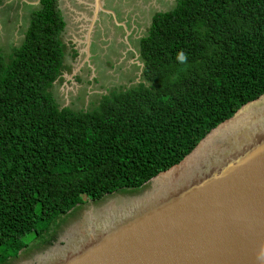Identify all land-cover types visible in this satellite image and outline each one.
<instances>
[{"label": "trees", "instance_id": "1", "mask_svg": "<svg viewBox=\"0 0 264 264\" xmlns=\"http://www.w3.org/2000/svg\"><path fill=\"white\" fill-rule=\"evenodd\" d=\"M57 0H40L18 46L0 51V264L34 233L46 246L73 208L136 190L264 93V0H175L139 40L140 82L88 110L52 88L77 57Z\"/></svg>", "mask_w": 264, "mask_h": 264}, {"label": "water", "instance_id": "2", "mask_svg": "<svg viewBox=\"0 0 264 264\" xmlns=\"http://www.w3.org/2000/svg\"><path fill=\"white\" fill-rule=\"evenodd\" d=\"M100 12H93L90 26ZM85 38L89 49L90 34ZM142 69L143 62L140 74ZM262 97L242 105L179 163L151 178L147 191L118 198L127 204L116 208L104 209L108 201L84 211L54 243L17 264H264V120L212 141ZM182 165L172 183L159 182Z\"/></svg>", "mask_w": 264, "mask_h": 264}, {"label": "rangeland", "instance_id": "3", "mask_svg": "<svg viewBox=\"0 0 264 264\" xmlns=\"http://www.w3.org/2000/svg\"><path fill=\"white\" fill-rule=\"evenodd\" d=\"M113 1L101 0L99 12L102 11L90 26L89 49L86 42L77 41L78 38L86 41L85 26L82 27L83 30L80 29V34L77 33V40L72 37V33L77 32L73 25L67 31L68 35L64 33V41L67 42L68 38L74 40V43H77L75 45L79 46L77 54L81 53L75 60L69 57V53L66 54L65 61L72 64V71L70 74H64L63 82L55 83L52 88L53 96L60 108L88 110L109 89L136 86L140 82L142 64L139 40L146 35V29L155 12L168 11L175 6V0H116L115 4L110 3ZM21 6L22 2L0 0V51L5 55L10 53L12 46L21 44L30 21V9L24 4L25 9L23 8V12L20 13L18 7ZM124 9H133L134 21ZM91 17L87 16L88 20L92 19ZM88 20L82 23L89 27ZM149 188L150 183H147L136 190L124 189L107 194L100 200L88 199L63 216L53 227L52 233L57 240L80 222L84 211L117 198L140 195ZM23 240L29 245L19 252L18 258H14L11 264L30 260L47 248L44 242L38 241L39 237L34 233L26 234Z\"/></svg>", "mask_w": 264, "mask_h": 264}, {"label": "bare ground", "instance_id": "4", "mask_svg": "<svg viewBox=\"0 0 264 264\" xmlns=\"http://www.w3.org/2000/svg\"><path fill=\"white\" fill-rule=\"evenodd\" d=\"M97 2H98V0H97ZM97 6H99V3ZM84 17L88 20V18L85 14H84ZM91 18L93 19V17H91ZM87 31L90 34V25L87 28ZM88 32H87L86 36L89 35ZM88 40H89L88 38H86V41L78 38V41L80 43L81 42H87ZM262 120H264V97H262L257 102H254V103L248 105L247 107H245L234 120L230 121L228 124H226L222 128H220L218 130L217 134L213 136L212 141L216 140L219 142V141H225L227 139H231L237 133L240 134L241 129H244L245 131L249 130L250 125H252V123L254 121H257L259 123ZM247 136H248V134H247ZM236 139H237V137H236ZM184 165H182L181 168H179L178 170L175 169V170L171 171L170 173L165 174L163 177H161L159 179V182L161 184L169 183V182L172 183L173 179H175V175L176 174L179 175V173L182 171V169H184L183 168ZM123 200L124 199H118V198L115 200H112L104 206V209H110V208H114V207L116 208L117 206L127 204ZM92 213H94V209H91L90 211L87 212V214H92ZM89 217L92 218L93 220H96L92 216H89ZM89 222H91V219H89L86 222V225H88Z\"/></svg>", "mask_w": 264, "mask_h": 264}, {"label": "crops", "instance_id": "5", "mask_svg": "<svg viewBox=\"0 0 264 264\" xmlns=\"http://www.w3.org/2000/svg\"><path fill=\"white\" fill-rule=\"evenodd\" d=\"M8 1L22 2L23 6L18 7V11L20 10L19 11L20 13L23 12V8L25 6H27L30 9V13H29L30 15L32 14V12L37 10V6L36 5L38 4V0H8ZM115 2H116V0H114L113 2H110V3H114L115 4ZM24 4H25V6H24ZM32 4H35V8L34 9L30 8V6ZM95 4H96L95 0H93V1L92 0H57L58 8L60 9L61 14H62V16H63V18L65 20V24H66L65 32H66L67 35H68L67 31H69L70 28L73 25V27L77 30V32L75 31L74 33H72L74 35V36L72 35V37L74 39L76 38V40H77L76 35H77L78 32H80V27H81L82 22H83L82 20L85 18L84 14L86 16H92L94 11L97 12V11H99V8H101V6H99L98 8L97 7L95 8L94 7ZM116 6H117V4H116ZM124 11L129 13L130 17L132 18V21L135 20V18H134L135 17V13H133V9H127V10L124 9ZM70 22H71V25H70ZM131 29H132V27H131ZM132 30H134V29H132ZM69 40H70V42L72 41V43L74 44V42H75L74 40H71V39L68 38L67 42H69ZM93 41L94 40H92V42ZM78 47H77V45H75V47L73 49L77 51ZM78 56H80V55L78 54ZM67 64H70L72 66L71 63H67Z\"/></svg>", "mask_w": 264, "mask_h": 264}, {"label": "flooded vegetation", "instance_id": "6", "mask_svg": "<svg viewBox=\"0 0 264 264\" xmlns=\"http://www.w3.org/2000/svg\"><path fill=\"white\" fill-rule=\"evenodd\" d=\"M93 1V0H92ZM36 6H39L40 7V0H38V4L36 5ZM34 7H35V4H32L31 6H30V8L31 9H34ZM39 9V8H38ZM36 11V10H35ZM93 15V14H92ZM99 16V15H98ZM31 17V16H30ZM93 17V16H92ZM83 22H85L86 21V19H83L82 20ZM89 21V24H91L90 22H91V20H88ZM93 24H94V22H93ZM92 24V25H93ZM84 26H85V28H84ZM82 27L84 28V31H85V34L88 32L87 31V28H88V25L87 24H84V23H82V25H81V27H80V29H82ZM65 28H66V24H65ZM83 30V29H82ZM96 30H98V29H96ZM81 32H79V34H80ZM83 34V33H82ZM71 44L73 45V48L75 47V44H77V43H72V41H71ZM18 258V257H17Z\"/></svg>", "mask_w": 264, "mask_h": 264}]
</instances>
